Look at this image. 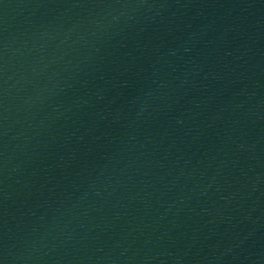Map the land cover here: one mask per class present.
<instances>
[{
	"label": "water",
	"instance_id": "water-1",
	"mask_svg": "<svg viewBox=\"0 0 264 264\" xmlns=\"http://www.w3.org/2000/svg\"><path fill=\"white\" fill-rule=\"evenodd\" d=\"M0 264H264V0H0Z\"/></svg>",
	"mask_w": 264,
	"mask_h": 264
}]
</instances>
